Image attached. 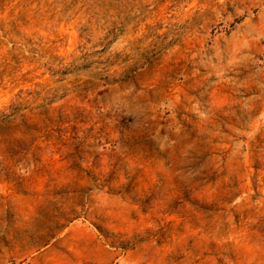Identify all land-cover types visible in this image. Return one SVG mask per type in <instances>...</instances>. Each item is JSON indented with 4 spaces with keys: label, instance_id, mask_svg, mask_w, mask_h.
Returning a JSON list of instances; mask_svg holds the SVG:
<instances>
[{
    "label": "rangeland",
    "instance_id": "rangeland-1",
    "mask_svg": "<svg viewBox=\"0 0 264 264\" xmlns=\"http://www.w3.org/2000/svg\"><path fill=\"white\" fill-rule=\"evenodd\" d=\"M0 264H264V0H0Z\"/></svg>",
    "mask_w": 264,
    "mask_h": 264
}]
</instances>
